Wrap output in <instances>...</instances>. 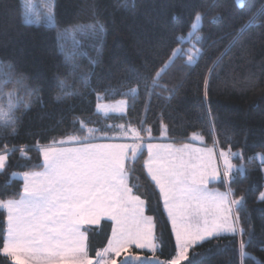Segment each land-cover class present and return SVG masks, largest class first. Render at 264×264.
Returning a JSON list of instances; mask_svg holds the SVG:
<instances>
[{
	"label": "trees",
	"instance_id": "trees-1",
	"mask_svg": "<svg viewBox=\"0 0 264 264\" xmlns=\"http://www.w3.org/2000/svg\"><path fill=\"white\" fill-rule=\"evenodd\" d=\"M54 26L29 24L21 0H0V203L19 199L14 173L43 167L41 149L114 137L183 144L200 134L246 162L224 183L238 233L192 247L181 264H264V0H52ZM199 27L192 32L197 19ZM127 101L124 116L98 103ZM146 150L126 162V185L155 225L154 253H128L174 264L177 246ZM6 213L0 210V264ZM112 224L88 228L87 256L105 249ZM136 264V263H129Z\"/></svg>",
	"mask_w": 264,
	"mask_h": 264
},
{
	"label": "crops",
	"instance_id": "crops-1",
	"mask_svg": "<svg viewBox=\"0 0 264 264\" xmlns=\"http://www.w3.org/2000/svg\"><path fill=\"white\" fill-rule=\"evenodd\" d=\"M118 132L114 137H103L85 142L72 141L42 148L53 152L61 151L59 152L61 157L54 159L53 165L48 166L53 169V177L56 181L53 182L51 176L48 178L37 176L41 173H49L45 170L47 167L44 164L41 170L29 173L32 186L31 201L26 210L27 214L23 212L25 209H21L16 218L22 226L26 224L48 226L47 222H52V212L56 209L59 212L58 215L74 216V229L76 230L69 232L78 238L76 242H70L69 239L66 251L63 253L51 250L50 254L44 253V256H32L44 257L48 262H55L54 264H102L107 257L111 261L121 259L133 248L154 253L156 250L154 221L146 215L144 201L133 195L126 185V162L135 150L142 147L146 150L147 175L160 194L170 224L171 219L168 214L173 205L176 211H184L182 215L185 229H188V226L190 229H197L191 230L193 233L187 239L176 233L178 240L183 241V244L188 247L184 250V254H187L195 245L204 242L202 241L204 238L202 230H206V227L208 230L206 222L210 220L205 218L207 211L194 213L189 211L186 205L174 202L173 197L166 199L163 189L158 184L157 178L160 174L152 167V163L162 162L164 155L172 153V150L188 146V142L183 144L170 141L144 142L135 129L121 128ZM206 146L208 149L214 148L212 145L206 144ZM178 151L183 152L184 150ZM5 156L7 161V155ZM72 156H76L77 162H64L63 159ZM111 185H114V188H111ZM54 186L57 195L50 196ZM173 189L177 192L176 188ZM213 189L217 191L218 197L220 196L222 200L225 196L224 201L227 203V192L217 188ZM70 193L71 195L68 196ZM185 193L189 194L188 191ZM21 195L23 197V194ZM63 202L65 206H62ZM104 221L112 224L110 238L98 258L92 260L87 256L86 230L97 227ZM175 229L178 230L172 227L174 239L176 238ZM175 242H177L176 239ZM127 260L125 264L157 263L153 258L147 259L134 254H129ZM121 263L124 264L118 262V264Z\"/></svg>",
	"mask_w": 264,
	"mask_h": 264
},
{
	"label": "rangeland",
	"instance_id": "rangeland-1",
	"mask_svg": "<svg viewBox=\"0 0 264 264\" xmlns=\"http://www.w3.org/2000/svg\"><path fill=\"white\" fill-rule=\"evenodd\" d=\"M21 1L25 9L27 23L37 25L45 23L49 26H54L52 0ZM199 25L200 19L198 18L192 27V32ZM96 111L103 116L111 114L124 116L127 111V101L100 102L96 107ZM100 138H103V136ZM187 144L189 145L178 149L184 150L183 152L172 150V153L170 152L163 156L162 162L152 163L153 169L160 174L157 178L158 184L163 189L165 198L173 197L174 202L186 205L187 209L194 213L207 211L205 218L210 220L206 222L208 230L206 225V230H202V236L204 237L202 241L221 235H234L238 233L235 209L241 205V201L236 199L232 201L230 192L226 190L228 195L226 203L224 201L225 196H223V200L220 196L218 197L217 191L211 188V185L221 181L227 182L231 175L236 172H240L242 175L245 173L246 162L241 152L219 151L216 145H214L216 150L212 147L208 149L203 137L198 133L193 134ZM41 150L43 164L47 167L45 170H48L47 172L49 173H41L37 176L39 178L51 176L52 181L55 182L53 169L48 168V166L53 165L54 159L61 157V154H59L61 151ZM75 157H67L63 160L65 163H74L77 162ZM250 160H254V162L262 165L261 168L264 174V155L260 153L256 154L250 157ZM5 164L6 156L0 155L1 172L4 170ZM29 176V173H14L12 178L23 182V197L21 195L19 199L0 203V210L6 213V231L2 253L8 256L13 264H54L55 262H48L44 257L36 258L32 255L44 256V253L50 254L51 250L63 253V251H66L69 239L70 242H76L78 236H74L72 232H69L76 230V228L74 229V216L66 217L62 214L58 215L59 212L54 209L52 212V222H47L48 226L42 224H26L22 226L16 217L21 209H25L23 212L27 214L26 210L32 197V186L30 185ZM111 188H114V185H111ZM173 188H176L177 192ZM54 189L55 186L52 187L50 196L57 195ZM187 191L189 194L185 193ZM63 194L65 195V192ZM70 195L71 193L68 196ZM62 206H65L64 202ZM182 212L184 211H176L172 205L168 214L171 219V226L179 230V233L178 230H174L178 250L174 258V264L184 262L188 258L189 253L184 254V250L188 247H186V244H183V241L178 240V235L187 239L193 233L191 230H197L190 229L189 226L188 229H185ZM183 238L181 239L183 240ZM128 255L125 254L121 259L114 261L109 260V257H107L102 264H118V262L125 264L128 261Z\"/></svg>",
	"mask_w": 264,
	"mask_h": 264
}]
</instances>
